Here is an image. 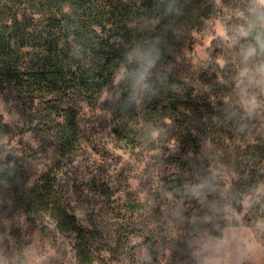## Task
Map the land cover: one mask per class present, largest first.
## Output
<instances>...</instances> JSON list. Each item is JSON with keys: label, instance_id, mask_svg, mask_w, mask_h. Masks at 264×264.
I'll return each instance as SVG.
<instances>
[{"label": "rangeland", "instance_id": "rangeland-1", "mask_svg": "<svg viewBox=\"0 0 264 264\" xmlns=\"http://www.w3.org/2000/svg\"><path fill=\"white\" fill-rule=\"evenodd\" d=\"M0 5L1 73L9 62L20 65L30 60L54 37L26 0H0ZM250 5L249 0H210L204 13L180 21L174 15L172 20L180 43L168 47L172 48L168 68L179 73L173 79L182 89L180 125L194 129L181 134L180 148H208L214 165L190 189L179 191L171 184L165 131L136 146L114 132L117 118L107 102L121 98L125 65L117 69L114 84L102 90L95 105L77 98L81 140L64 161L62 183L80 221L103 233L101 258L91 264H264V165L261 183L252 188L241 183L235 166L248 141H264V93L252 90L258 105L249 111L245 105L251 101H245L238 87L241 69L264 60L251 35L236 38V29L244 23L238 14L247 16ZM14 18L18 24L12 26ZM28 23L36 29L32 31ZM248 44L258 55L245 64L241 49ZM214 72L228 81L225 106L238 116V108L243 112L241 124L221 145L209 120L198 119L201 109L216 107L215 85L209 90ZM146 83L147 88L129 93L136 105L156 92L155 84ZM163 96L159 98L169 110L171 104ZM140 110V105L133 108L134 116ZM151 120L140 124L162 128L161 116ZM40 121L32 122L17 95L0 85V162L13 158L11 165L16 161L28 169V180L18 189H0V264H84L76 257L70 234L58 232L48 217L28 214L22 205V192L53 165L56 155L55 143L34 129Z\"/></svg>", "mask_w": 264, "mask_h": 264}, {"label": "trees", "instance_id": "trees-1", "mask_svg": "<svg viewBox=\"0 0 264 264\" xmlns=\"http://www.w3.org/2000/svg\"><path fill=\"white\" fill-rule=\"evenodd\" d=\"M26 1L41 14L42 25L53 31L54 39L42 46V50H35L30 60L20 65L7 63L0 73V85L17 95L32 122L42 121L36 123L34 129L55 143L56 155L53 165L33 181L20 198L28 214L48 217L58 232L70 234L78 260L91 264L101 258L103 233L94 225L87 226L80 221L69 206L62 183L64 161L74 153L81 140L77 98L83 97L90 105H95L102 90L114 84L120 66L125 65L127 71L137 67L135 61L128 60V54L159 38L160 57L146 79L156 85V92L150 93L146 103L136 105L129 95L132 87L126 76L119 84L120 100L107 102L117 118L114 132L121 140L136 146L147 142L153 133L161 136L165 131L164 153L169 155L172 186L186 191L196 184L195 179L204 180L214 165L208 148L198 146L190 150L186 145L180 148L181 134L184 137L186 132L191 134L194 129L180 125L182 89L173 79L178 78L179 73L168 68L167 58L168 49L180 43V36L172 26L174 15L178 21L191 19L195 13H204L210 0ZM16 20H12V26L18 24ZM28 25L32 31L36 29L34 23ZM1 26L8 29L3 24ZM112 36H116L115 40ZM249 38L253 39V34ZM213 79L209 90L215 85L216 109L206 106L200 110L198 119L209 120L212 133L221 145L225 144L227 133L241 124L243 112L238 108V116L234 108L225 106L226 78L221 79L214 72ZM160 96L171 104L169 110ZM139 105L141 110L134 116L132 110ZM147 107L152 109L146 111ZM154 116L162 117V128H153L151 123L140 124L141 120L152 121ZM198 131L202 132L201 127ZM246 144L247 150L242 152L241 160L233 164L239 169L241 183L252 188L262 181L264 141L250 140ZM10 161L0 162V189H18L28 180V169L16 161L11 165ZM201 184L207 188L205 181ZM103 190L107 193V186H103Z\"/></svg>", "mask_w": 264, "mask_h": 264}, {"label": "clouds", "instance_id": "clouds-1", "mask_svg": "<svg viewBox=\"0 0 264 264\" xmlns=\"http://www.w3.org/2000/svg\"><path fill=\"white\" fill-rule=\"evenodd\" d=\"M244 23L236 29V38H247L254 35L256 44L259 46V54L264 55V0H251L248 14H238ZM160 43L159 38L151 41L147 47L139 46L128 54L129 61H135L137 67L132 71L122 70L123 76L130 79L133 93L141 91L148 87L146 83L150 69L155 65L160 57V50L157 45ZM241 55L245 64L250 57L257 56V48L252 44L241 49ZM241 84L238 85L245 101H251L245 106L251 111L258 105L256 93L252 90L258 89L264 93V60L252 67H244L240 73Z\"/></svg>", "mask_w": 264, "mask_h": 264}]
</instances>
